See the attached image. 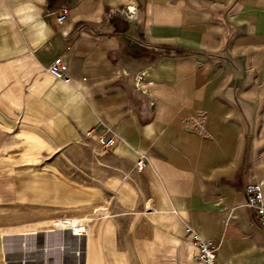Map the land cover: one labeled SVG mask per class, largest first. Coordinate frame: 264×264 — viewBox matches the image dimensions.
Here are the masks:
<instances>
[{"label":"crops","instance_id":"1","mask_svg":"<svg viewBox=\"0 0 264 264\" xmlns=\"http://www.w3.org/2000/svg\"><path fill=\"white\" fill-rule=\"evenodd\" d=\"M254 182L264 0H0L1 264H264Z\"/></svg>","mask_w":264,"mask_h":264},{"label":"built area","instance_id":"2","mask_svg":"<svg viewBox=\"0 0 264 264\" xmlns=\"http://www.w3.org/2000/svg\"><path fill=\"white\" fill-rule=\"evenodd\" d=\"M69 14V9L67 7L63 8L60 12V15L57 17L58 22H63L67 19ZM66 64L62 58H57L49 66L50 73L57 79L68 80V77L65 73ZM144 73L139 75L136 79V84L139 86L143 80ZM90 135V133H88ZM99 143L104 150L111 149L115 143V137H100ZM145 162L143 159L137 162V167L143 169ZM247 193V205L255 209L260 216L261 224L264 227V190L263 184L261 182L248 183L246 186ZM54 227L71 229L75 234H85L86 228L81 223V220L73 218H61L54 221ZM188 232L192 233L196 242V252L194 259L196 264H228V263H219L217 260L218 257V246L211 240L202 238L196 231L191 227H188Z\"/></svg>","mask_w":264,"mask_h":264},{"label":"rangeland","instance_id":"3","mask_svg":"<svg viewBox=\"0 0 264 264\" xmlns=\"http://www.w3.org/2000/svg\"><path fill=\"white\" fill-rule=\"evenodd\" d=\"M100 144V143H99ZM61 218H67V217H61ZM61 218H58V219H61ZM55 220H57V219H53V221L50 223L51 225H54V221ZM20 229H14V228H8V229H4V227H2V229H0V240H2V239H4L5 240V236L6 235H13L14 233H16V231H17V233H19L18 231H19ZM3 251H1L2 253H4V251H6V249H7V247H6V243H5V245L3 246ZM1 264V263H0Z\"/></svg>","mask_w":264,"mask_h":264}]
</instances>
